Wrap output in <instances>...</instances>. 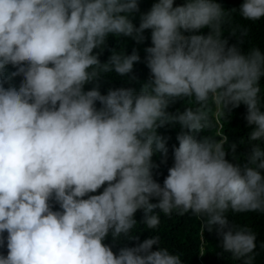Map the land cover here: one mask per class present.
Listing matches in <instances>:
<instances>
[{
	"label": "clouds",
	"instance_id": "obj_1",
	"mask_svg": "<svg viewBox=\"0 0 264 264\" xmlns=\"http://www.w3.org/2000/svg\"><path fill=\"white\" fill-rule=\"evenodd\" d=\"M235 11L258 21L264 0L231 10L217 0H155L146 12L139 0H0V248L7 249L0 264H185L159 236L141 242L131 234L138 210L157 229L156 209L198 217L224 253L252 264L257 235L227 214L264 213V53L224 38ZM146 30L148 79L139 91L102 93L104 76L135 81L141 61L137 48H112L101 62L108 37L139 45ZM247 35L239 27L238 37ZM177 100L195 107L169 112ZM241 103L254 126L244 163L226 158L231 152L237 161V143L226 135H197L214 127L213 108L230 117ZM177 125L178 146L160 183L153 156L166 163L169 149L157 130ZM109 235L137 243L114 252L104 243Z\"/></svg>",
	"mask_w": 264,
	"mask_h": 264
},
{
	"label": "trees",
	"instance_id": "obj_2",
	"mask_svg": "<svg viewBox=\"0 0 264 264\" xmlns=\"http://www.w3.org/2000/svg\"><path fill=\"white\" fill-rule=\"evenodd\" d=\"M155 0H139L140 11L146 12L150 9ZM184 0H174V4L183 3ZM225 10L239 9V6L243 3V0H217ZM139 13L134 14L133 23L138 26ZM231 23L224 25V38L228 40L229 45H237L245 53L250 48L257 47L264 53V17L258 21L244 20L240 17L239 12H231ZM245 27L248 29V35L243 38H239V27ZM209 29L205 28L201 30L202 34H207ZM234 33L235 35H232ZM147 39L143 44H136L134 40L128 37H116L109 36L107 40V47L103 53L99 56L101 62L108 59L111 54L110 49L116 48L117 50L123 49L127 54H130L133 48L139 50L141 61L134 65L133 74L137 77L135 81H129L126 77H119L114 72L104 76L100 82V90L102 93H106L109 87H132L136 91H139L142 83L149 77V69L147 68L144 57L146 53L144 48L150 46V30L145 31ZM242 39V42H241ZM99 49H94V52H99ZM9 66L8 71H14ZM22 77H15L14 83L19 84ZM261 92L260 105L261 110L264 111V77L260 80ZM92 84L85 85V89L91 88ZM99 106V105H97ZM195 107L194 101L191 100H177L175 103L170 104L168 111L175 113L177 110L183 111L185 107ZM246 105L241 103L238 108L232 110L230 117H217L215 115V109H212V120L214 127L209 130H203L198 133V138L211 134V135H226L229 142H236V160H233L231 152L227 155V159L232 162H246L247 153L250 151L251 145L247 143L248 134L252 127L247 124L245 119ZM158 133L164 137H167L168 156L166 163H162V157L160 153H156L153 156V160L159 164V168L154 170V178L160 183L168 174L167 169L172 165V146L177 145L176 135L180 131L179 126H165L158 130ZM260 147L264 150V139L260 142ZM102 191V189L100 190ZM152 202H155L154 200ZM160 215V224L157 229H148L143 223V212L138 210L135 214L137 220V226L132 230V235L138 236L139 241H143L149 236H159L161 245L167 247L172 252H177L181 255L185 264H243L242 261H234L231 258V253H224L220 247V237L215 230L209 232L207 229L203 230L202 221L193 216L191 213L184 215L177 214L173 211L172 215L165 216L159 209L155 210ZM230 224H235L241 227L251 228L257 235L256 244L257 247L252 254V264H264V213H231L228 214ZM6 236V233H5ZM104 243L112 246L113 251H118L119 247L127 245L134 246L137 241L128 240L126 237H121L117 241H113L111 235H109ZM156 246H154L155 248ZM0 253L6 255V247L0 248Z\"/></svg>",
	"mask_w": 264,
	"mask_h": 264
}]
</instances>
